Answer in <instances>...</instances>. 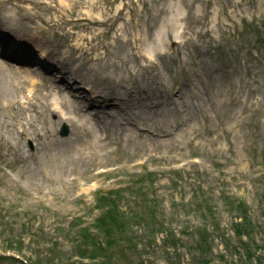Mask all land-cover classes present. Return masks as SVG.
Listing matches in <instances>:
<instances>
[{"label":"rangeland","instance_id":"rangeland-1","mask_svg":"<svg viewBox=\"0 0 264 264\" xmlns=\"http://www.w3.org/2000/svg\"><path fill=\"white\" fill-rule=\"evenodd\" d=\"M19 1L0 0V19L18 38L37 34L36 23L27 20L34 16L48 28L40 41L72 53V66L93 52L83 68L88 81L122 96L132 92L127 86H136L139 95L150 86L148 101L160 106L154 112L146 108L150 104L131 109L138 97L129 99L130 130L110 128L109 141L81 155L65 145L59 119L46 112L25 118L0 70V254L32 264H80L73 248L81 240L78 230L99 215L95 192L126 190L149 173L142 180L146 197L126 194L122 209L134 220L165 221L181 242L177 260L171 263L164 252L163 234L134 225L128 230L144 249L124 250V261L140 264L146 251L145 264H224L227 250L233 252L228 264H243L246 248L264 247V0ZM15 4L25 14L4 15ZM245 24L252 27L245 30ZM161 38H168L165 45L151 46ZM140 51L155 54L159 63L140 60ZM25 122L27 135L21 132ZM137 127L148 134L139 135ZM172 127L178 128L174 137L154 135ZM239 202L247 208L245 225L254 230L250 237L233 226L245 218ZM145 203L155 210L147 212ZM200 231L207 232L199 239ZM152 238L157 242L148 247Z\"/></svg>","mask_w":264,"mask_h":264},{"label":"bare ground","instance_id":"bare-ground-1","mask_svg":"<svg viewBox=\"0 0 264 264\" xmlns=\"http://www.w3.org/2000/svg\"><path fill=\"white\" fill-rule=\"evenodd\" d=\"M59 3L62 5L63 4V0H59ZM17 7H18L17 5H15V9L11 7L10 9H8L4 13V15H8V16L11 15L12 14L11 10H15V11L16 10H20L21 14L24 15L25 14L24 11L21 10L20 7H18V9H17ZM3 20H4V22L7 23L6 19L1 18L2 22L0 23V33L4 37H6V38H8L9 40L12 41V38L10 37V35L6 34V32H5V31H8V29L4 25L5 23L3 22ZM27 20L29 22L36 23V26L38 27V29H40L42 27L41 25L38 24V23H40L39 20L36 17H34V16H28ZM19 31H21V30L19 29ZM25 35L28 36V38L30 37L28 39V41L24 40L23 38H18V35H14L13 44H11L13 46V48H15V49L16 48L17 49H21L22 47L29 48V46H28L29 43H36L37 40H39L38 37H36V36L32 37V36L28 35L27 33H25ZM163 39L166 40L168 38H161V40L160 39H156V41L153 42L151 44V46L152 45H158V43H160V42H161V44L165 45ZM37 43H40V42H37ZM30 46H32V45H30ZM93 49H94V51H97V48H93ZM154 50H155L154 53L157 55L156 52L158 50H160V49L159 48H155ZM9 51L10 50L7 49V52H9ZM4 52H5V50H4ZM71 54L72 53L69 52L65 56V58L71 57L72 56ZM155 54H153V55L156 56ZM105 55L107 56V52L105 53ZM87 56H89V55H87ZM140 56L144 57V54L141 51H140ZM48 57L52 58V55L50 53H48L47 54V58ZM131 59L134 60L133 55H131ZM87 60H89V57L86 58V61ZM0 67H1L0 68L1 70L2 69L4 70V68L1 65H0ZM5 68L7 69V67H5ZM65 70L69 71L68 68L67 69L65 68ZM21 73L30 74V72L28 70H21ZM65 73H67L71 77H75L76 75L80 76L77 71L74 72L73 74L69 73V72H65ZM60 75L62 77V74H60ZM31 76H34V75L31 74ZM31 76L28 77L30 79L28 88H30L33 91V95H36L34 93V91H36V89L32 85V84H34V82L36 83V79H34V77H31ZM4 80H6V81L10 80V76L7 75V72L4 73ZM59 81H63V77ZM74 81L77 82V80H75V79H74ZM81 81H83V80L81 79ZM119 82H120V80H119ZM61 83H62L63 87H65V88L67 87V89H68V85L66 84L67 83L66 81H63ZM19 84L16 85L15 87L20 90V89H22V87ZM152 88H154V87L152 86ZM146 89H147L148 92L146 91V93L144 92V94L139 95L138 92L136 91V86H134L132 88L133 91L129 93V98L133 100L134 96L138 97V101H137L135 107H144V106L149 105V104L150 105H154L157 102V101H148V98L151 96V94H153V91L149 92L150 86H147ZM56 90H57V93L52 94V96L55 99H53L50 103L45 104V107L48 108L49 111H52L53 114L59 115L60 118L66 120L68 123H70L71 127L74 129L73 135H75V140L74 141H75L76 145L71 144L69 139L67 140L68 142H66L65 145L68 146V147H72L73 146L72 148L75 151H77L78 154H81V155H89L90 154V155H92L93 152L95 151V149L101 143V140L99 138L100 135L97 134L98 123L96 121L91 122L89 120L88 114H86L87 112H85V107H81V105H77V104L72 103L71 98H67L65 94H63L62 92L61 93L58 92V88H56ZM154 90H156V88ZM101 92H102V94H105L103 91H101ZM30 94H32L31 91H30ZM97 94L98 93H96L95 95H97ZM101 100H103L102 96L97 95L96 98H95V101L100 102ZM106 100H107V102H118V101H121L120 99L113 97V95H109V97H107ZM152 102H154V103L151 104ZM35 104L38 105V103H35ZM148 108H149V106H148ZM121 113L123 115L125 114L122 111H121ZM76 117H81L82 122H81L80 125L78 124L79 122H76V119H77ZM94 119H95V117H94ZM121 119H123L122 115L119 116V120H121ZM95 120H97V119H95ZM128 125H129V122H128ZM68 152L71 153L72 151H70L68 149Z\"/></svg>","mask_w":264,"mask_h":264},{"label":"trees","instance_id":"trees-1","mask_svg":"<svg viewBox=\"0 0 264 264\" xmlns=\"http://www.w3.org/2000/svg\"><path fill=\"white\" fill-rule=\"evenodd\" d=\"M114 208H115V205H113V209H114ZM109 218H115L114 214L111 213L110 216H109ZM112 223L114 224V223H116V221H113Z\"/></svg>","mask_w":264,"mask_h":264}]
</instances>
